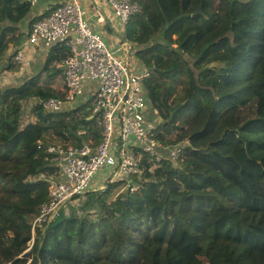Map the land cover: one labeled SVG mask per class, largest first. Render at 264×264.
Returning <instances> with one entry per match:
<instances>
[{
  "label": "trees",
  "instance_id": "16d2710c",
  "mask_svg": "<svg viewBox=\"0 0 264 264\" xmlns=\"http://www.w3.org/2000/svg\"><path fill=\"white\" fill-rule=\"evenodd\" d=\"M134 1L142 12L126 36L150 73L144 86L163 120L157 139L191 146L175 164L154 173L147 166L138 192L113 200L121 183L90 192L81 215L63 213L33 240L48 179L58 175L45 147L99 141L93 97L61 113L38 104L64 95L51 82L60 77L64 86L54 64L68 50L55 46L39 74L0 87V260L264 264V0ZM32 10L28 0H0V65L8 59L10 72L19 67L8 53L25 40L20 25ZM27 105L33 120L24 124Z\"/></svg>",
  "mask_w": 264,
  "mask_h": 264
},
{
  "label": "built area",
  "instance_id": "2783aa9c",
  "mask_svg": "<svg viewBox=\"0 0 264 264\" xmlns=\"http://www.w3.org/2000/svg\"><path fill=\"white\" fill-rule=\"evenodd\" d=\"M28 1L32 8L39 3ZM141 12L134 0H61L27 35L28 45L68 50V55L54 64L62 70L64 95L38 104L48 113H61L93 97L92 113L99 134L97 142L89 130H81L78 136H89V140L80 145L45 147L46 161L57 167L58 175L48 179L50 199L32 222L33 240L37 232L46 231L66 214L69 204L113 183L122 184L113 200L136 193L147 166L154 173L164 161L175 164L191 146L189 140L167 146L157 139L163 120L144 86L150 73L136 74L129 65L137 59L126 28ZM105 28L122 38L109 44L102 33ZM14 61L20 73L30 65L24 49L17 50ZM37 144L39 149L44 147L41 141Z\"/></svg>",
  "mask_w": 264,
  "mask_h": 264
},
{
  "label": "rangeland",
  "instance_id": "374dc122",
  "mask_svg": "<svg viewBox=\"0 0 264 264\" xmlns=\"http://www.w3.org/2000/svg\"><path fill=\"white\" fill-rule=\"evenodd\" d=\"M104 7V6H103ZM37 8H38V5L35 7V8H33V10H32V13H31V15H30V17L29 18H31L34 14H35V11L37 10ZM104 8H106V9H108L107 7H104ZM108 13L111 15L112 13H111V11H108ZM102 33H103V35H104V37H105V40L109 43V44H111V45H114L115 43H117L118 42V39L117 38H122V34H119L118 36H116L113 32H111V31H109L108 29H103L102 30ZM7 60L6 59H4L3 61H2V63H4V62H6ZM14 62V61H13ZM140 63L137 61V60H131L130 61V63H129V65H130V67L136 72V74H139V75H141V74H144V71H143V69L140 67V65H139ZM7 65H9V61H8V63H5V66L3 67V68H1L0 67V87L1 88H7V87H13V86H16V84H18L19 82H18V78H16V76H14V73H11L10 71H7L6 70V66ZM16 65V64H15ZM218 65V62H215V61H213V62H211V63H209L208 64V66H217ZM43 67H44V62H42V61H40V62H37L34 66H32V68H31V72L33 73V74H39L40 72H41V70L43 69ZM28 73H30V72H28ZM26 75H27V73H26ZM48 80H49V78L47 79V77H46V75H43V79H42V82L43 83H48ZM49 82H50V80H49ZM21 84V83H20ZM19 84V85H20ZM51 84L55 87V88H57V89H60V90H62L63 89V80L60 78V77H58V79H55V80H53L52 82H51ZM18 86V85H17ZM63 91V90H62ZM31 107L32 106H30V105H27L26 107H25V110H24V124L25 123H27L28 121H31V120H33L31 117H30V109H31ZM86 200H87V198H86V196L84 197V198H82V199H80L79 201H77V202H74V203H72V204H69L68 206H67V208H66V214L67 215H70L73 211H76L77 213H79V215H81L83 212H82V210H81V207L84 205V203L86 202ZM47 229V228H46ZM45 229V230H46ZM38 233V232H37ZM37 233H36V235H37ZM11 235H15V233L14 232H12V234ZM198 243V242H197ZM2 245V247H1V251H2V253H3V251H4V249L6 248V246L4 245V244H1ZM4 245V246H3ZM62 255H65V253L63 252V253H61ZM64 257V256H63ZM66 259V258H65ZM0 264H10V262L8 261V257L6 256V255H4L3 257H2V260H0ZM57 264H76V263H74V261H72L71 262V260H68V261H57Z\"/></svg>",
  "mask_w": 264,
  "mask_h": 264
},
{
  "label": "crops",
  "instance_id": "0c3cea01",
  "mask_svg": "<svg viewBox=\"0 0 264 264\" xmlns=\"http://www.w3.org/2000/svg\"><path fill=\"white\" fill-rule=\"evenodd\" d=\"M60 1L61 0H39L38 8L35 11V14L31 18H29L24 24L20 25L23 33L26 34L25 40L23 41V43L20 46L11 49L9 51V53H8V57L10 55H14L15 56V53L17 52L18 49H24L26 54H27V56H28V58H29L30 65H29V67L27 68V70L24 73H20L19 72V68H18V70L16 72H11V73H14V76H16V78H18V82L19 83L16 84V86L19 85L20 83H23L26 80L30 79L32 76L37 75V74H33L31 72L32 66H34L37 62H40V61L44 62V66H45L47 58H48V55H49L50 51L52 50V49L45 48L41 44L38 45V46H31V45L27 44V35L30 32V30L28 29L29 28L28 24L30 23V21L34 17L41 16V15L45 14V12L50 7L54 8V6L58 5V3ZM108 30L113 32L112 29H110V28ZM6 60H7L6 62H4V63H2L0 65L1 68H3L5 66V63H8V59H6ZM13 61H14V59H13ZM14 64H16L15 61H14ZM28 72H30V73H28ZM26 73H27V75H26Z\"/></svg>",
  "mask_w": 264,
  "mask_h": 264
}]
</instances>
